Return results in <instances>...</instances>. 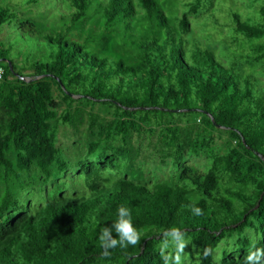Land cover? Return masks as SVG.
Wrapping results in <instances>:
<instances>
[{"label":"trees","instance_id":"16d2710c","mask_svg":"<svg viewBox=\"0 0 264 264\" xmlns=\"http://www.w3.org/2000/svg\"><path fill=\"white\" fill-rule=\"evenodd\" d=\"M181 1L175 24L160 0H58L50 25L0 4V25L15 23L48 49L26 69L0 42V264H164L160 246L173 227L198 248L191 264H245L253 243L264 248V0L246 16L232 11L230 53L244 63L231 65L190 36L191 18L214 0ZM95 106L107 116L97 118ZM81 118L97 128L86 152L96 162H78L94 194L62 190L22 204L28 178L47 196V185L70 170L58 129ZM130 135L170 159V180L146 185L112 172L120 164L108 151L124 155ZM192 156L205 158L203 170L185 162ZM121 205L140 240L103 256L100 232L109 227L119 239ZM230 238L236 253L224 250L216 262L214 249Z\"/></svg>","mask_w":264,"mask_h":264},{"label":"rangeland","instance_id":"374dc122","mask_svg":"<svg viewBox=\"0 0 264 264\" xmlns=\"http://www.w3.org/2000/svg\"><path fill=\"white\" fill-rule=\"evenodd\" d=\"M26 1L27 0H0V4L13 7L20 13V16H32L47 25L54 23V18L60 11V8L56 5L58 0H39L38 6H36L39 10L36 9L35 6L23 5ZM160 1L162 2L165 12L172 17L171 22L175 24L176 19L173 17L179 14L181 10L176 7V5L179 4V0ZM184 1L187 2L188 0H182L181 2ZM259 3L260 0H214L212 8L208 12L191 18L192 34H190V36H195L199 41H202L203 44L212 47L216 52L217 58L226 65L234 64V62L238 63L240 59L233 57V53H230L232 51L237 52V44L232 41L231 37L233 34V30L230 27L232 20L231 13L232 11H237L246 16L252 13L258 7ZM214 18L219 21V26L214 24ZM0 42L5 47L9 48V57L14 59L21 68L25 67L28 69L30 63L45 58L48 52L41 38L32 37L26 31L22 33L15 23L0 25ZM240 62L244 63L242 61ZM236 66L238 67L239 65ZM246 66L245 64V67ZM87 110L89 111V108H87ZM93 113L97 118L107 116L101 115L104 114V111L99 109L98 106L94 107ZM86 117L87 116H85V118ZM4 120L5 115L0 109V124ZM92 125L90 120L83 119L82 123H78L76 128L68 125L59 126L57 145L62 149L65 157L69 161L70 170H68L65 176L47 185L45 188L48 194L47 196L45 192H41V181H37V177L35 182H28V179H30L28 178L26 184L28 183L27 185L29 188H26V190L20 193L22 204L27 203L29 199L32 201L33 206H38V204L44 201L45 197L58 198L62 190L65 194L70 196L78 194L79 197H90L94 194L93 191L86 188L83 175L78 171V162H96V154L86 156L88 145L96 138L92 132L96 131L97 128ZM222 140L223 139H218L216 141V148L223 146ZM113 146L122 145H120V142H117ZM123 147L126 150L124 155L116 152L114 153V148L108 151L109 154L115 156L120 164L118 171L111 169L113 173L118 172L119 174L127 175L129 178L146 185H152L157 180H170L173 176L174 170L170 159H160L152 149L147 148V144L144 140L130 135L127 138V143L123 145ZM185 162L194 164L200 170H203L206 160L203 156H192L187 158ZM244 234L251 236V234H254V230L248 228L244 231ZM185 240L187 244L184 252L181 254L182 264H191L189 259L191 253L195 252L196 255L194 256L198 259V248L190 244L188 237L185 236ZM233 241L234 238L220 241L213 251V259H215L216 262L220 261L224 250L236 253L237 248L236 246H232L234 245ZM225 247H227V249Z\"/></svg>","mask_w":264,"mask_h":264},{"label":"clouds","instance_id":"9594fccd","mask_svg":"<svg viewBox=\"0 0 264 264\" xmlns=\"http://www.w3.org/2000/svg\"><path fill=\"white\" fill-rule=\"evenodd\" d=\"M191 211L196 215L202 214V209L196 207L195 204L191 206ZM114 228L119 239L112 236V231L109 227H104L100 232L99 241L104 249L103 256L110 255L108 250L111 248H115L118 245L120 247L135 246L140 240V232L132 225L131 213L123 205L118 208V220L114 223ZM164 237L160 246V254L164 264H182L181 254L187 244L185 234L179 228L173 227L164 233ZM169 248L174 251V254L168 251L165 252V249L168 250ZM209 253L210 250L205 249V255L207 256ZM262 256H264V248H257L255 243H253L248 250L245 264H259Z\"/></svg>","mask_w":264,"mask_h":264},{"label":"built area","instance_id":"2783aa9c","mask_svg":"<svg viewBox=\"0 0 264 264\" xmlns=\"http://www.w3.org/2000/svg\"><path fill=\"white\" fill-rule=\"evenodd\" d=\"M2 75H3V68L0 67V79L2 78Z\"/></svg>","mask_w":264,"mask_h":264},{"label":"water","instance_id":"95a60500","mask_svg":"<svg viewBox=\"0 0 264 264\" xmlns=\"http://www.w3.org/2000/svg\"><path fill=\"white\" fill-rule=\"evenodd\" d=\"M6 62H7V61H6ZM8 63H9V66H11L9 61H8ZM20 78L22 79L23 77H22V76H20Z\"/></svg>","mask_w":264,"mask_h":264}]
</instances>
